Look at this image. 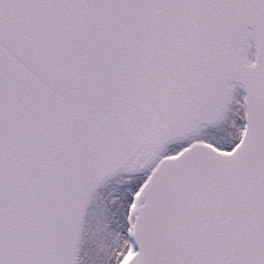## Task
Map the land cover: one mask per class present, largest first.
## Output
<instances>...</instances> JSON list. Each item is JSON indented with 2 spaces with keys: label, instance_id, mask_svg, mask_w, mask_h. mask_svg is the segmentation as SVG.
Wrapping results in <instances>:
<instances>
[{
  "label": "snow or ice",
  "instance_id": "snow-or-ice-1",
  "mask_svg": "<svg viewBox=\"0 0 264 264\" xmlns=\"http://www.w3.org/2000/svg\"><path fill=\"white\" fill-rule=\"evenodd\" d=\"M0 264H264V0H0Z\"/></svg>",
  "mask_w": 264,
  "mask_h": 264
}]
</instances>
